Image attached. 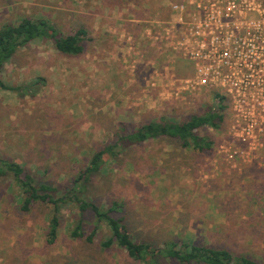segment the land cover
I'll return each mask as SVG.
<instances>
[{
  "label": "rangeland",
  "instance_id": "rangeland-1",
  "mask_svg": "<svg viewBox=\"0 0 264 264\" xmlns=\"http://www.w3.org/2000/svg\"><path fill=\"white\" fill-rule=\"evenodd\" d=\"M191 1L0 0V27L30 18L47 19L64 35L88 32L79 57L36 41L5 66L3 81L22 91L0 90V159L64 188L113 141L120 125L130 129L163 117L184 122L204 114L209 93L173 95L176 81L188 73L179 77L177 68L188 70L186 62L174 56L166 67L162 59L173 52L165 40L166 31L173 37L177 29L172 5L190 7ZM149 47L156 59L147 56ZM38 79L43 81L35 84ZM224 114L218 129L196 132L215 142L211 150L182 149L168 138L135 145L105 166L92 196L104 205L125 201L126 222L140 239L160 245L174 237L264 259V166L253 155L226 156L245 148L228 138ZM20 199L11 180L0 177V264H56L70 250L88 254L68 238L73 212L63 211L61 237L48 245L50 208L37 204L23 212ZM230 210L234 219H227ZM106 255L113 264H135L119 252Z\"/></svg>",
  "mask_w": 264,
  "mask_h": 264
},
{
  "label": "trees",
  "instance_id": "trees-1",
  "mask_svg": "<svg viewBox=\"0 0 264 264\" xmlns=\"http://www.w3.org/2000/svg\"><path fill=\"white\" fill-rule=\"evenodd\" d=\"M87 36L84 28L71 34H61L47 19L24 18L17 24L1 26L0 90L22 91L20 87L8 86L2 79L5 66L19 51L36 41H43L50 43L64 56L79 57L85 52ZM39 81L43 80L38 79L35 84ZM226 110V106L211 104L204 114H194L184 122L163 117L159 121L152 120L130 129L122 124L115 132L113 141L93 153L78 176L64 188L39 180L21 164L5 159H0V177L8 178L11 185L17 187L23 212L31 211L37 204L50 208L46 234L48 245L56 244L61 237L63 211L67 208L73 212L68 238L81 245L88 254L70 250L60 256L56 264H113V259L106 253L118 252L125 254L135 264H258L226 249L197 245L191 240L181 241L173 237L159 245L149 239H140L126 222L128 213L125 201L113 198L104 205L91 194L90 188L95 185L97 176L105 170V166L135 145L168 138L178 141L182 149L197 152L211 150L215 142L196 132L206 127L218 129L225 122Z\"/></svg>",
  "mask_w": 264,
  "mask_h": 264
},
{
  "label": "built area",
  "instance_id": "built-area-1",
  "mask_svg": "<svg viewBox=\"0 0 264 264\" xmlns=\"http://www.w3.org/2000/svg\"><path fill=\"white\" fill-rule=\"evenodd\" d=\"M189 4L173 6L177 29L173 37L165 32L171 50L193 67V76L176 81L173 95L209 93L212 105L226 106L228 138L245 148L226 156L253 155L264 166V0Z\"/></svg>",
  "mask_w": 264,
  "mask_h": 264
},
{
  "label": "crops",
  "instance_id": "crops-1",
  "mask_svg": "<svg viewBox=\"0 0 264 264\" xmlns=\"http://www.w3.org/2000/svg\"><path fill=\"white\" fill-rule=\"evenodd\" d=\"M180 5H183V4H173L172 5V9H173V6H180ZM86 30V29H85ZM87 31V30H86ZM137 32V31H136ZM88 33V32H87ZM148 53H147V56L148 57H151V54L153 53L154 55H153V57L156 59L157 58V56H158V53H154V51H155V48H153V47H149L148 49ZM137 51V50H136ZM160 52H161V50H159ZM163 53V52H162ZM164 54H167V53H165L164 52ZM159 55L160 56H162V54L161 53H159ZM173 55V56H172ZM174 56H176L177 58H180V59H182V57L181 56H179L178 55V53L176 54V53H173V52H171V53H168L167 55H163V66H166V67H168V66H170V65H172V62L174 61ZM160 60V59H159ZM183 60V59H182ZM185 61V60H184ZM186 62V64H187V66H188V70H184L183 68H185V66L183 67V68H177V75L180 77V76H182V74L184 73V72H188L186 75H183V76H185V78H188V77H191V76H193V67H192V65L189 63V62H187V61H185ZM185 64V65H186ZM173 68V67H172ZM172 74H173V69H172V72H170V76H169V78H171V76H172ZM179 74H181V75H179ZM186 76H188V77H186ZM178 77V78H179ZM166 79H168V77H166L165 78V80ZM259 171H261V170H259ZM251 186L253 187L254 185H252L251 184ZM243 189H245V188H243ZM218 198V197H217ZM215 200V202H217V204H218V201L220 200H216V199H214ZM215 202H212V204H211V206L212 207H214L213 206V203H215ZM262 205H264V203H262ZM218 207H220L221 206V204L220 205H217ZM231 213V214H230ZM235 213L234 212H232L231 210L229 211V212H227L226 213V215H227V219H234V215ZM230 215V216H229ZM263 243H264V234H263ZM198 245V244H197ZM207 246H209V245H207ZM264 248V247H263ZM218 249H223V248H218ZM262 249V248H261ZM261 249H258L257 251L258 252H260V250ZM226 250H228V249H226ZM229 251V250H228ZM231 252V251H230ZM232 253V252H231ZM232 254H234V253H232ZM234 255H237V254H234ZM237 256H245V257H248L249 259H252L253 261H255L256 263H258V264H264V259H261V260H258V259H254V258H252L251 256H249V255H237ZM261 257H263L264 258V254H261Z\"/></svg>",
  "mask_w": 264,
  "mask_h": 264
}]
</instances>
